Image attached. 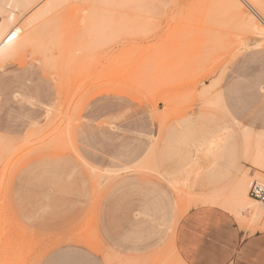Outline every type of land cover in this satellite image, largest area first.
Instances as JSON below:
<instances>
[{
    "label": "rangeland",
    "instance_id": "374dc122",
    "mask_svg": "<svg viewBox=\"0 0 264 264\" xmlns=\"http://www.w3.org/2000/svg\"><path fill=\"white\" fill-rule=\"evenodd\" d=\"M234 1L60 0L0 59L40 60L38 89L59 90L0 104V264H232L264 242V219L221 203L258 170L243 137L264 139V34Z\"/></svg>",
    "mask_w": 264,
    "mask_h": 264
},
{
    "label": "bare ground",
    "instance_id": "6f19581e",
    "mask_svg": "<svg viewBox=\"0 0 264 264\" xmlns=\"http://www.w3.org/2000/svg\"><path fill=\"white\" fill-rule=\"evenodd\" d=\"M36 1L37 0H22L21 1L23 8L20 10V14H21L20 18L13 11L8 12L6 7L0 6V59L21 55L22 48H24L23 46L33 43V39H34L33 34L34 33L32 32V30H30V28L32 26H34L38 21H40V19L43 16L45 17V15L48 12H50L59 3L60 0H39V3L36 6H34V8L31 11H29L28 13L25 14L24 12L26 10H28L29 7L31 5H33ZM230 1H232V0H229L228 3H230ZM238 1H240V0H238ZM251 1H252V3H251ZM251 1L250 0H241V2H242L241 4L243 5L244 3H246L250 7V9L253 12V16L249 17V22L252 24L254 30L259 32V34L258 33L257 34L262 35V34H264V6L261 4V2H262L261 0H251ZM253 1L256 3L257 7ZM233 2H235V4H238V3H236L237 1L233 0ZM233 2H231V3L233 4ZM219 3H221V2H219ZM221 4H220V7L223 6V3H221ZM215 8L218 9L217 4H216ZM215 8H213V9L216 10ZM237 8H239V7H237ZM233 9H235V7H233ZM240 9H241V7H240ZM216 12H217V10H216ZM216 12H215V14H216ZM229 12H230V10H229ZM222 13L224 14V12H222ZM236 15H237V13H236ZM221 17H222V15H221ZM235 17L237 19V16H235ZM240 17H241V15H240ZM227 19H229V18H227ZM230 19H231V17H230ZM258 20L260 23H258ZM222 21H224V20H222ZM224 24H226V23L224 22ZM238 25H239V23H238ZM35 33H36V31H35ZM211 36H212V34H211ZM262 36L264 37V35H262ZM263 40H264V38L261 41L263 42ZM211 42H213V41H211ZM259 43H261V42H259ZM257 45H259V44L257 43ZM260 46H262V44H260ZM197 57H200V58L203 57L202 61H201V59H199ZM197 57L196 58L199 60V62L200 61L203 62V59H204V57H206V55L202 56V57L201 56H197ZM196 58H195V63L198 62V60ZM199 66H201V65H199ZM219 81H220V77L217 78L215 81H212L211 84H207L205 90L210 91L212 88H214L216 85L219 84ZM216 101L218 103L219 102L222 103L221 91L218 92ZM221 106H222V104H221ZM223 109H224V107H223ZM244 129L247 131L255 132L254 130H251L247 127H244ZM260 132H262V131H259L258 133H260ZM243 144H244L246 149L251 151L250 155L254 161L253 165L255 164L257 166L258 170H256L255 174L253 173L254 175H252V176L250 175L249 172H244V173L240 174V176L233 179V183L230 186V190H229L228 194L227 195L222 194V196L224 195L226 197H229L230 200L229 201H228V199L224 200V196H223V199H221L222 202L221 201L220 202L223 203V200H224L223 204H228L227 202H229V206L233 208L234 212L241 214L240 216L245 215V216L251 217V219L253 218L255 220L256 219L262 220V219H264V207H261L258 205L256 206L255 204L257 203V204H260L263 206H264V204H261L257 200L253 199L249 195V189H250V183L255 179L257 181L264 182V139L262 138V136H253V135L248 134V135H245L243 137ZM203 158H204V160L205 159L207 160V157H203ZM225 187H226V184H225ZM219 191H218V193H219ZM218 193H217V191H216V193L212 192V194H216V196L217 195L220 196ZM220 194H221V192H220ZM212 199H213V201L215 200V203H216L215 205H217L216 198H212ZM219 200H220V198H219ZM205 201H207V200H205ZM213 201L212 202L209 201L207 203L210 204V203H213ZM225 201H226V203H225ZM203 203H205V202L203 201ZM221 203H219V206ZM223 204L220 207H222ZM240 216H239V219H240Z\"/></svg>",
    "mask_w": 264,
    "mask_h": 264
},
{
    "label": "crops",
    "instance_id": "0c3cea01",
    "mask_svg": "<svg viewBox=\"0 0 264 264\" xmlns=\"http://www.w3.org/2000/svg\"><path fill=\"white\" fill-rule=\"evenodd\" d=\"M25 64H28L30 67L28 72H23L22 74H9L10 69H20V67H23V70L25 71L27 67ZM40 64H42L40 60L30 59L29 61H26V59H18L16 61L0 65V94L7 96L6 98L9 100H0L1 105H5L10 101L22 103V100L25 98L32 105L36 104L35 101L41 102L45 105H51L52 103L59 101L58 84L52 74L51 79L54 81L53 86H55V90L51 91L49 89L46 91H40L38 89L36 81L38 79L37 69ZM232 116L235 117L233 114ZM29 117L35 121L38 118V114L33 110ZM235 119L240 122L237 117H235ZM261 125L264 127V119L261 121ZM245 127L251 130L255 129L248 125H245ZM258 131L263 132L264 128ZM259 239L256 238L254 240H246L243 244L242 242L240 244L237 242L234 243L232 240L234 243L231 246L233 253V257H231L232 264H264V242Z\"/></svg>",
    "mask_w": 264,
    "mask_h": 264
},
{
    "label": "built area",
    "instance_id": "2783aa9c",
    "mask_svg": "<svg viewBox=\"0 0 264 264\" xmlns=\"http://www.w3.org/2000/svg\"><path fill=\"white\" fill-rule=\"evenodd\" d=\"M249 195L261 204H264V182L253 181L249 189Z\"/></svg>",
    "mask_w": 264,
    "mask_h": 264
}]
</instances>
